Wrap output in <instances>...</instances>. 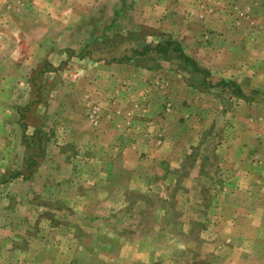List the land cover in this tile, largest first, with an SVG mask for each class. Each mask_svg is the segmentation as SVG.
Segmentation results:
<instances>
[{"label":"rangeland","instance_id":"1","mask_svg":"<svg viewBox=\"0 0 264 264\" xmlns=\"http://www.w3.org/2000/svg\"><path fill=\"white\" fill-rule=\"evenodd\" d=\"M68 1L0 140V264H264V0Z\"/></svg>","mask_w":264,"mask_h":264},{"label":"crops","instance_id":"2","mask_svg":"<svg viewBox=\"0 0 264 264\" xmlns=\"http://www.w3.org/2000/svg\"><path fill=\"white\" fill-rule=\"evenodd\" d=\"M41 1L0 0V140L21 139L18 111L32 101L36 71L44 62L53 63L57 55L61 56L60 52L50 56L41 53V48L48 47L35 35L41 17H65L64 33L78 32L82 25L88 27L87 7L84 12L76 13L73 7L64 8L65 0H43L42 9ZM52 47L61 48L55 43Z\"/></svg>","mask_w":264,"mask_h":264},{"label":"trees","instance_id":"3","mask_svg":"<svg viewBox=\"0 0 264 264\" xmlns=\"http://www.w3.org/2000/svg\"><path fill=\"white\" fill-rule=\"evenodd\" d=\"M117 11H118V10H116V11L114 12V14H115V13L117 14ZM92 41H93L92 38H87V39L85 40V44H89V43L92 42ZM172 43H173V42L166 41V40H162L161 42H159V43H157V44H155V45H153V46H150V47H148V48H151V49H154V50H158V51L161 50L163 53H165L166 50H168L169 46H170ZM172 50H174V51H175V50L180 51L181 56H182L184 59L190 61V64L193 65V68H194L195 71H198V72H201V71H202L201 69H199V67H197V64H196L195 61L190 60V58H187L186 56H184V53L182 52V50H181V48H180V46H179L178 44L175 45V46L172 48ZM204 83H206V82H204ZM219 83H220V84H223V85H225V84H231L233 87L238 88L233 82H230V81H228V80H220V81L218 82V84H219ZM238 95L241 96V94H239V92H238Z\"/></svg>","mask_w":264,"mask_h":264}]
</instances>
